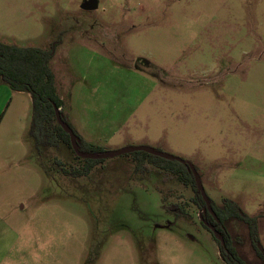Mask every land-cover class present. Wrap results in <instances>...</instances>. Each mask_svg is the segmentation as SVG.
<instances>
[{
  "label": "rangeland",
  "instance_id": "obj_1",
  "mask_svg": "<svg viewBox=\"0 0 264 264\" xmlns=\"http://www.w3.org/2000/svg\"><path fill=\"white\" fill-rule=\"evenodd\" d=\"M98 1L0 0V42L60 40L51 67L74 130L104 153L191 163L210 200L258 218L264 246V0ZM31 116V96L0 83V264H226L191 186L139 172L138 152L76 159L61 146L43 167ZM228 229L263 264L247 226Z\"/></svg>",
  "mask_w": 264,
  "mask_h": 264
},
{
  "label": "trees",
  "instance_id": "obj_2",
  "mask_svg": "<svg viewBox=\"0 0 264 264\" xmlns=\"http://www.w3.org/2000/svg\"><path fill=\"white\" fill-rule=\"evenodd\" d=\"M60 40L53 42L48 49L39 47H20L13 44L0 42V83L8 85L13 91L19 93H28L32 98V116L29 129V137L33 143V149L36 157L39 158L43 167L44 161L48 158L47 149H59L61 146H67L76 159H80L72 149L70 136L58 124L54 105L60 110L62 119L66 122L78 136L79 148L84 153H104L102 149L83 139L73 128L64 114L65 100L57 86L55 73L51 63L56 56ZM89 164L85 174H90L92 168L97 164ZM147 166H153L163 172H167L178 181L191 186L196 193L194 201L197 207L206 208V204L197 189L194 175L187 163H180L174 160L162 159L144 152H138L136 159V169L139 172L146 171ZM54 167H62L63 172L68 175H76L78 178L84 173H69L65 170L64 164L55 158ZM48 175H50L47 172ZM213 213L202 214L203 219L213 225L217 231L224 237L226 247H223L213 232L206 228L218 243L220 256L226 264H249L239 254L233 245V237L228 229L231 220H237L244 223L249 232V239L255 256L264 264V246L262 245L259 220L257 217L245 213L237 203L231 200H225L223 205L218 206L210 200Z\"/></svg>",
  "mask_w": 264,
  "mask_h": 264
},
{
  "label": "water",
  "instance_id": "obj_3",
  "mask_svg": "<svg viewBox=\"0 0 264 264\" xmlns=\"http://www.w3.org/2000/svg\"><path fill=\"white\" fill-rule=\"evenodd\" d=\"M98 8H99V1L98 0H84L83 4L81 6V9L83 11H95ZM54 109H55L57 122L64 129V131H66L69 134L72 149L78 157H80L82 159H90V160H103V159H108V158H114L116 156H120V155H124V154H130V153H135V152H144V153L156 156V157H160L162 159L174 160V161H177L180 163H187L189 165L193 175H194L197 189L200 192V194H201V196H202V198L206 204V209H208L209 211H212L210 199L208 198V196L205 193L203 183H202V179H201L198 171L196 170V168L191 163L186 162L183 159L176 158V157H173V156H170L167 154H163V153H160L154 149L145 148V147H143V148H128V149L120 150L118 152H110V153H102V154L84 153L79 148L78 136L75 134L73 129L66 122L63 121L60 110L57 108L56 105H54ZM206 209H204L203 211H206ZM199 216H200L201 222L208 229H210L213 232V234L220 241L222 246L226 247L224 237L217 231V229L213 225L208 224L203 219L201 212H200Z\"/></svg>",
  "mask_w": 264,
  "mask_h": 264
},
{
  "label": "flooded vegetation",
  "instance_id": "obj_4",
  "mask_svg": "<svg viewBox=\"0 0 264 264\" xmlns=\"http://www.w3.org/2000/svg\"><path fill=\"white\" fill-rule=\"evenodd\" d=\"M206 209V208H205ZM204 210V208L203 209H201L199 212H201L202 214H205V215H207V213L208 212H210L208 209H206V211H203ZM180 212H182L181 210H180ZM211 213H212V216L216 219V215L213 213V211H211ZM178 215L180 216L181 215V213L179 214L178 213ZM208 223V222H207ZM209 224V223H208ZM204 225V224H203Z\"/></svg>",
  "mask_w": 264,
  "mask_h": 264
},
{
  "label": "crops",
  "instance_id": "obj_5",
  "mask_svg": "<svg viewBox=\"0 0 264 264\" xmlns=\"http://www.w3.org/2000/svg\"><path fill=\"white\" fill-rule=\"evenodd\" d=\"M61 93V92H60ZM62 96V95H61ZM63 98V97H62ZM64 99V98H63ZM66 107V106H65ZM82 137V136H81ZM84 137V138H83ZM82 138L83 139H85L87 142H89V143H92V144H94L93 142H92V140H90L89 138H87V137H85V136H83ZM95 145V144H94Z\"/></svg>",
  "mask_w": 264,
  "mask_h": 264
}]
</instances>
